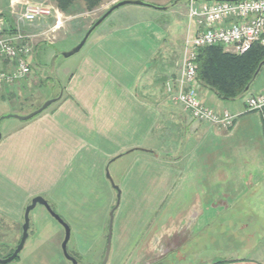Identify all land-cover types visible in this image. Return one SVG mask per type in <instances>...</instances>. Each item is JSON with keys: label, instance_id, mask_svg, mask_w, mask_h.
<instances>
[{"label": "crops", "instance_id": "obj_1", "mask_svg": "<svg viewBox=\"0 0 264 264\" xmlns=\"http://www.w3.org/2000/svg\"><path fill=\"white\" fill-rule=\"evenodd\" d=\"M37 1L0 0V13L11 23V9ZM119 1L105 0L96 13ZM138 1L144 4L115 9L92 31L52 108L1 135L0 216L15 237L25 207L41 196L69 227L68 254L78 264H100L118 194L106 264H154L171 252L183 264H264V108L245 104L264 91V65L233 101L198 83L204 105L234 115L230 128L192 119L165 90L178 72L183 37L159 14L176 13L179 0ZM72 8L88 12L81 0ZM12 111L0 100V116ZM118 160L123 166L113 168L111 182L106 172ZM245 230L249 240L223 241ZM64 236L36 205L23 248L8 264H71Z\"/></svg>", "mask_w": 264, "mask_h": 264}, {"label": "built area", "instance_id": "obj_2", "mask_svg": "<svg viewBox=\"0 0 264 264\" xmlns=\"http://www.w3.org/2000/svg\"><path fill=\"white\" fill-rule=\"evenodd\" d=\"M52 13L51 8L43 7V2L25 4L19 11L11 9V23L0 13V90L13 88L31 73L37 42H50L59 25L57 20L55 25L44 27L46 18ZM185 17L188 25L178 72L167 80L165 90L192 119L228 129L234 115L207 107L198 96L197 52L201 48L219 46L226 52L240 55L253 46L264 47V0H187ZM55 18H58L56 14ZM245 104L247 111L262 110L264 91L247 96Z\"/></svg>", "mask_w": 264, "mask_h": 264}, {"label": "rangeland", "instance_id": "obj_3", "mask_svg": "<svg viewBox=\"0 0 264 264\" xmlns=\"http://www.w3.org/2000/svg\"><path fill=\"white\" fill-rule=\"evenodd\" d=\"M21 1L26 2V0H21ZM104 1L105 0H102L99 5L92 8L91 10H86L85 3L83 2L84 10L88 11L87 13L86 12L78 13L74 9H72L69 13H64L58 7L56 2H55V6H52L51 4H49L48 1H45V0L37 1L39 3L43 2V7L51 8L56 14V16L58 17V18H55V14L52 13V15L50 16V18H52L51 24H47L44 27L46 28L49 25L51 26L55 25L57 20L59 22V25L55 29L54 38L50 42L41 41V40L37 42L33 50L34 53H33L32 65H31V73L28 75V77L22 82L18 83L16 86H14L13 87L14 90L13 88H11L12 90L10 89L0 90V93H10L11 92L14 94L13 106H12L13 111L8 114H15L19 116L26 115L30 113L31 111L40 107L45 101L52 99L54 97H57V95L61 92L60 88L65 85L70 73L78 65V58L81 55L78 52L72 55L71 57L65 58L62 54L70 50L71 48H73L75 45H77L82 39V37L84 36L83 35L84 32L82 33V35L76 36L72 39H69L67 37L70 34H73L74 32H76L79 28L89 26L90 23L88 20L92 19L95 21L99 17H101L98 14L102 13L103 11L99 13L98 12L96 13V11H98L97 10L98 7H100V5ZM134 1H138V0H134ZM174 9H176V13H173L172 11L167 12L164 15L160 13L159 16L160 17L162 16L160 18V21H164V25L166 27H172L173 28L172 32L175 34L176 37H178V39L179 37L180 38L183 37L184 39L186 35L187 25H188V21L185 17L186 7L184 4V0H179V2L177 3ZM16 11H19V10H16ZM114 16L115 15H112V17L110 18H114ZM132 19H134V17ZM132 19L128 17L126 20L125 19L121 20V22H129V21H132ZM107 22L104 24H107ZM102 26H107V25H102ZM169 31L171 30L168 29V32ZM178 45H179V40H176L175 46H177V48H178ZM180 49L182 51V43H181ZM54 105H55V102L52 103L47 108V110L49 108H52V106ZM8 114H4L3 116L8 115ZM23 122L24 121H20L17 118L2 119L0 121V135H2L3 133H6L7 130L12 128L13 126H17L19 124H22ZM116 165L123 166L122 161H119V160L116 161L107 170L106 176L108 174L110 177V180H111L110 173H112V170ZM111 182L113 181L111 180ZM112 184L114 185V183ZM238 219L241 220L242 218H238ZM21 226L22 225L20 224L19 228L17 227V230H19V232H17V234L15 233V237H14V232L12 231L14 229L12 227V224L9 222H6L5 219L0 216V257L1 258H4L8 254V251L10 249L17 246L16 244H18L17 242L20 240V237H21ZM248 228L251 229V226H249ZM237 237L239 239L244 238L245 241H247L250 238V234L248 233V230H245V232L243 233L238 232L237 235L236 233L234 235L233 233L229 232L227 234H224L225 239H223V241H227L229 239L232 240L234 238L237 239ZM11 244H13V246ZM9 246H12V247L10 248ZM192 251L197 252V250H192ZM180 252L182 256L186 258V260L187 258L191 256V255L189 256L187 253L185 254L184 250H180ZM85 260L86 259H82V262L80 261V263L86 264ZM184 262L185 260L181 261L178 259V256L176 255V253L171 252L166 255V258L163 262H159V263L155 262L154 264H183Z\"/></svg>", "mask_w": 264, "mask_h": 264}, {"label": "trees", "instance_id": "obj_4", "mask_svg": "<svg viewBox=\"0 0 264 264\" xmlns=\"http://www.w3.org/2000/svg\"><path fill=\"white\" fill-rule=\"evenodd\" d=\"M54 1L64 13H69L77 0ZM101 1L83 0L86 10L96 7ZM94 22L84 31L83 35ZM261 62H264V47L257 45L240 55L226 52L219 46L201 48L195 60L196 79L201 86L211 90L219 100L233 101L247 93L245 88L252 84L254 74ZM13 98L14 94L11 92L0 93V100L9 101L11 106H13ZM51 209L54 212L52 207ZM15 247L10 249L5 257L11 255Z\"/></svg>", "mask_w": 264, "mask_h": 264}, {"label": "water", "instance_id": "obj_5", "mask_svg": "<svg viewBox=\"0 0 264 264\" xmlns=\"http://www.w3.org/2000/svg\"><path fill=\"white\" fill-rule=\"evenodd\" d=\"M202 1H206V2H210V1L236 2V1H240V0H202ZM128 4L143 5L144 3L140 2V1H134V0H121V1L117 2L116 4L111 6L100 18H98L96 20V22H94V24L86 31V33L84 34V36L82 37V39L80 40V42L77 45H75L70 50L64 52L62 55L65 58H68V57H71L72 55L78 53L81 50V48L84 46L89 35L92 33V31L97 26H99L115 9L122 7L124 5H128ZM263 64H264V62H261L259 64V66H258V68L254 74L253 81L256 78V76H257L258 72L260 71L261 67L263 66ZM248 88H249V86H247L245 88V91H247ZM60 96L61 95L45 101L40 107H38L37 109L31 111L30 113H28L26 115L19 116V115H15V114H8L5 116H0V121L2 119H6V118H17L20 121L30 120V119L34 118L35 116L39 115L44 110H46L52 103L56 102L60 98ZM0 138H1V135H0ZM107 178H109L108 174H107ZM118 198H119V195L117 194V203L109 215L110 218H109V226H108L107 244H106L105 254H104V257H103L101 264H106L107 259H108V255H109V251H110V236H111V229H112L113 211L115 210V208L118 205ZM36 205L43 206L47 210V212L63 227L64 232H65V236H64V240H63L62 245H61L62 252H63L65 258L71 264H78L77 261L72 256H70L66 250V244L68 242L69 235H70L69 227L55 212L52 211L50 205L41 196H36V197L32 198L30 203L25 207L24 214H23V223L21 226L20 240H19L17 246L15 247V249L13 250L11 255H9L5 258H0V264H8V263L12 262L13 260H15V258L18 256V254L22 250L23 245H24V243L28 237L29 213H30V211H32L36 207Z\"/></svg>", "mask_w": 264, "mask_h": 264}]
</instances>
